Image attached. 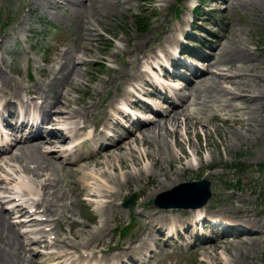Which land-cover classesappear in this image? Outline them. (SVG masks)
Instances as JSON below:
<instances>
[{
    "label": "rangeland",
    "instance_id": "obj_1",
    "mask_svg": "<svg viewBox=\"0 0 264 264\" xmlns=\"http://www.w3.org/2000/svg\"><path fill=\"white\" fill-rule=\"evenodd\" d=\"M88 2L89 0H0V37H4L6 30L8 31L19 24V36L24 37L28 47L30 46L27 53L23 52L18 45L13 50H9L13 47L14 38L12 36L5 37V43L2 44L4 56H2L3 61L0 63V67L8 68L12 75L4 72L15 80H21L25 85L33 86L41 79H44L45 82L50 81L52 74L48 70L49 68L52 71H58L63 66L57 74L61 79L58 80V83H53L50 94L58 96L60 89H64L68 96L75 98V102H70V107L76 109L84 103H90L91 100L100 102L103 100L106 104L107 99L115 92L116 83L110 81L104 87V92H97L98 86L103 84V79H107L109 75L113 74L115 67L123 66V73L128 72L130 69L129 59L135 55L134 51L141 49L138 48L139 44L147 51H153L164 45L165 37L169 34L167 30L173 25L178 26L176 24L178 22L183 24V21L188 19L186 10L192 8L194 0H111L112 6L109 9L103 10L100 15L93 16L90 14L94 7L88 6ZM102 2L99 1L98 4ZM219 2L220 0L212 1L204 9V14H201L202 12L197 13L198 25H202V23L204 25L207 23L206 21H210L208 24L210 32H203L202 34L212 38L213 42L206 44L207 46H203L197 41L190 42L197 44L198 49L208 53L211 47L224 40L223 36L229 35L236 29V36L245 41L250 49L248 54L253 59L244 62L239 61L235 67H231V70L239 69L242 74L238 80L253 90L258 82L254 80L252 73L264 69V37L260 33L264 31V0H248L246 5H228L223 10ZM225 5H227L226 2ZM28 8L29 11H27ZM209 8L214 10L210 13L207 11ZM22 11H24V15ZM178 12L180 14L175 16ZM136 14L149 16L150 19L145 31L139 28L135 19ZM20 16L24 17V22L18 19ZM8 20L9 26L3 29L4 23ZM12 21H16V24L13 25L12 23L11 25ZM21 22H23L22 25H20ZM90 22L95 30L89 38L84 39L82 36L85 31L83 27L91 25ZM14 32L17 33L16 30ZM133 46L137 48L133 49ZM118 47L128 48V50L119 53ZM64 49L67 50L64 51ZM76 55L82 56L84 62L78 63V59L75 58ZM75 69L82 72L81 80H85V85L78 84L72 87L71 83L68 85L64 83V80L68 78L66 73ZM211 69L214 70L215 67ZM97 97L99 98L97 99ZM58 98L64 100V97L58 96ZM236 102L241 105L240 109H218L215 115L207 121V127L197 124L189 129L192 141L199 145L200 153L195 157L191 154L192 146L189 149L187 143L183 146V150L178 147L175 148V152L181 155V159L176 161L173 160L168 163L164 161L161 153H157L158 160L155 165H153L152 157L148 159L145 155H141L138 157L135 166L121 167L122 169L118 168L115 171L108 168L109 176L119 175L120 178L124 176V179H129V176H126L127 173L140 166H146L148 174L130 180L120 193H116L117 207L112 209L115 216L112 217L110 211L107 212L109 229L105 230L103 236L89 243V245L96 244L97 248L109 253L112 250L115 251L116 247L122 245L123 242L132 241L138 236L139 227L142 224L139 219L141 218L140 210L143 207H157L152 203L157 193L172 188L180 182L201 178H207L210 181L212 196L205 206L209 207L212 213L241 220L256 216L263 221L262 227H264V95L257 100H236ZM99 104L97 102L96 110ZM209 113L210 110H205L203 115L208 117ZM240 116L249 118L253 130H245L244 122L240 120L226 119L228 117L239 118ZM205 128H208L209 136L204 135ZM233 128L237 130L238 136L232 131ZM184 130L183 125L181 131ZM224 133L230 135L229 143L224 141ZM180 138L183 139L182 134ZM172 140L173 138L169 137V141ZM141 150L151 151V148L145 144L141 146V149L138 148V152ZM138 152L136 153L137 156L141 154ZM12 153H18V151H12ZM10 154H6L5 159H9ZM58 154L51 153L57 167L50 176L55 178L54 182L68 193L69 197L65 201L72 203L74 200V202L68 203L69 212L66 211L64 215L57 213L51 216V222L55 221L53 223L55 231L53 235L60 237L61 240L71 241L74 245H84L87 243V238L91 232L100 224L102 216L100 211L96 209L94 202L88 201L86 203L84 201L89 190L81 189L82 182L79 180L81 175L73 170L79 165H83L82 162L85 160L89 161L87 168L98 169V167L94 166L90 159H84L75 165H63L56 158ZM10 162L11 169H17L16 162L13 160ZM201 162L204 165L200 167ZM208 162L211 164L208 165ZM20 163L23 164L22 169H24L25 163L29 164L30 168H35L36 165L29 158L22 159ZM189 164L193 167L181 177L180 182L160 189L153 196H149L152 190L158 188L161 173L167 169H179ZM0 167L3 170L7 169L4 160H0ZM26 170L31 172L29 169ZM40 170L50 172L42 167ZM31 173L27 174L33 177L36 182L45 177ZM189 173L192 175L188 176ZM204 173H209V175L204 176ZM223 182H231L234 187H226ZM133 194V204L124 208L121 205L122 202ZM240 199L242 200L240 201ZM59 202H62L61 198ZM239 205L243 206V210L242 206ZM238 206L240 210L235 209ZM176 209L180 210V208ZM44 216L46 215H39L40 218H44ZM11 219L8 217L10 224L8 225L17 232L21 228L10 222ZM70 220L75 222L69 223ZM43 224L45 225L47 222ZM74 232L79 233L76 238L72 235ZM223 239L220 238V240ZM159 242L162 243V240ZM216 243L221 244L223 249L226 247L224 254L226 257L230 253H234L228 241ZM221 247L217 249L222 251ZM161 248H159L160 255H157V264H200L201 249L195 252L188 250L180 254H172L168 249ZM6 250L16 253L12 243H8ZM212 253L214 252H207L206 254L212 255ZM164 255H166L165 258H169V262L162 257ZM28 256H30L29 253L20 249V255L17 256V259L20 264H47L50 261L47 255H34V257L31 256L32 260H29ZM239 260L241 264H264V234L259 241L258 248L248 251L242 249Z\"/></svg>",
    "mask_w": 264,
    "mask_h": 264
},
{
    "label": "bare ground",
    "instance_id": "obj_2",
    "mask_svg": "<svg viewBox=\"0 0 264 264\" xmlns=\"http://www.w3.org/2000/svg\"><path fill=\"white\" fill-rule=\"evenodd\" d=\"M99 1L103 2L98 4ZM247 3L248 0H229L228 4L236 6L237 4L246 5ZM88 6L94 7L91 10L90 16L100 15L103 10H107L112 6V2L111 0H89ZM90 24L91 25H86V27H83V29L85 30L82 33L84 39L89 38V36L92 35L95 30L91 22ZM235 31L236 29H234L229 35L226 34V36H223L224 40L218 42L214 47L211 48L209 54L203 58L202 63L204 64V68L201 71L199 70L200 73L197 74L195 81L193 82L191 81V79L185 81L184 85L182 86V91H184V93H176V100L179 102L178 105L172 104L170 109H168V111L166 112L156 111L155 115H149L150 119L136 126L135 129L130 133L116 132L114 134V137L116 138L115 141L109 140L108 143L103 146V148L96 149L94 155L77 157L80 152V143H76V145L68 149V151L74 152L71 155L75 157L72 158L70 162H67L70 163L67 165H72L74 162L89 158L90 160H92L94 166L98 167V169L87 168L89 167V161L85 160L83 162V165H79L77 168H74L73 171L81 175L79 178L80 182H82L81 189L89 190L87 195L90 196V198H100L99 201H101V203L99 204L98 201L96 209L100 208L102 219L98 227L91 232V234L87 238V243H85L84 245H74L73 243H71V241H61L58 237H56L51 242V244H59L61 245L62 249L51 254L52 258L50 264H61L63 258H65L63 264H107L110 262L119 261L123 257H129L134 253V251H138V256L135 258L140 260L142 264H156V262L153 261L155 251L153 252L152 250L154 240L153 230L165 224H167V226H169L171 230H176L177 227L175 226V221H179L182 215L175 209L143 207L139 215L142 217V219L145 218V221L142 222V226L139 229L138 236L135 237L132 241L123 242L122 245H118L115 249L117 251L113 252L109 257L105 256L101 259L94 258V255L98 251L97 245H89V243L98 240L100 236H103L104 231L109 229V218L107 217V212L110 211L111 216H115L112 209L114 207H117L116 193H120L123 187L127 185L130 180L136 177L139 178V176L141 175L148 174V168L146 166H140L136 170H132L127 173L126 176H129V179H124V176H122V178L118 177L119 175L109 176L107 173V169L110 168L115 171L118 168L122 169L121 167L135 166L138 157H140L141 155H145L146 157H148V159L149 157H152L153 165H155L157 164L158 160L157 153H161L164 161L168 163L173 160L176 161L181 159V155L175 152V148L178 147L179 149L183 150V146L187 143L189 144V149L192 146L191 154L194 156L198 155L200 153L199 145L196 142L192 141V138L189 135L190 128L195 127L197 124L207 127V121L215 115V112L218 109H240L241 105L237 103L236 100H257L260 96L264 95V69L259 70V72L252 73L254 80L258 82L253 90H250L246 86V84L241 83L238 80L242 74L240 73L239 69L234 68L233 70H231V67H235V64L237 62H244L253 59L252 56L248 54L250 49L247 47V44L242 38L236 36ZM172 41L173 38H167V46H171ZM136 48L137 47L133 46V49ZM138 48L141 49L134 51L135 56L129 61V64H131L134 69L138 68L139 62H144L145 59L148 58V54L145 53V48L141 44L138 45ZM127 50L128 48L126 49L123 47H118V52H126ZM162 51L164 52L166 57L170 56L169 49H167L165 45L163 46ZM77 59L78 63L82 61L84 62L82 56L77 55ZM212 67H215V69H211ZM62 68L63 66L60 68L58 73ZM48 70L53 73L51 68H49ZM116 70L117 68H115L114 73L111 75V78L113 80L116 79V76H122L121 78L129 77V73L124 74L122 69H118L117 71ZM42 72L44 71L42 70ZM145 74L147 73L143 72L133 75L132 77L137 82L143 83L145 85L147 78L145 77ZM66 75H68V78L64 80V83L66 85L71 83L72 87H75L78 84H86L85 80H81V77L83 76L82 72L77 71L76 69L70 73L67 72ZM53 79H55V83H58L59 79H56V76ZM103 80H105V82L107 83L106 79ZM0 83L2 84L1 90H17V95L15 97L17 98V103L19 105H24V102L28 101V98L24 99V94H30L31 96L40 97L42 99V108L40 111L44 115H46V118H48L49 116L51 117L52 115L56 116L59 123H67L68 120L86 115L88 112H90V108L94 107L96 104V101H90V103H84V105L77 109L70 107V102H75V98L70 95L68 96L67 91H64V89L62 88L60 89L58 96L64 97V100H61V98H58V96L56 95V99H54L52 102H47L46 99L48 97L43 96V94L44 92H46L45 87L50 89L52 83H50L49 81L45 82L44 79L43 81H41V83L35 84L33 86H27L21 80L11 82L9 77L1 69ZM103 87L104 85L100 84L96 91L101 93ZM122 88L125 89L126 86L123 84ZM123 91L126 94L121 97V100L126 104H129L131 92L127 90ZM56 96H53L51 99ZM112 101L115 102L116 100L113 99ZM131 103L134 104L133 101ZM14 104L15 102L12 103V105ZM205 110H210V115H208V117L203 115V112ZM116 111L119 112V110ZM17 112V115H20L23 112V109L20 111L17 109ZM26 112L23 113L24 116L26 115ZM226 119L240 120L244 122L245 130H253L248 117H228ZM53 124V122H48L45 124L46 127L50 128L45 134V138L50 141H46L43 143H48L53 146H59L60 140L52 139V136H56L55 130L52 127ZM69 125L70 124H68L67 126ZM93 125L94 127L92 132L85 133L86 135L84 136V133L82 131L85 130L89 125L87 123H84L83 125L74 124L73 126L66 128L67 131L62 139L67 138V136H84V138L82 139V142L84 143L87 139H90L92 135L93 136L91 139L93 140L101 138L102 136L100 134L95 133V122L93 123ZM183 125L185 127V130L182 132L181 128L183 127ZM14 126L15 125H13V127ZM131 128H134V126H132ZM10 130H12V128H10ZM232 131L238 136V132L235 128H233ZM203 133L205 136L210 135L208 128H205ZM181 134L183 135V139L180 138ZM34 137L37 138V136ZM169 137H172L173 140L169 141ZM73 139H70V141H72ZM13 140L15 141V139ZM224 141L229 143L230 135L224 133ZM43 143L40 144L38 141L32 143H24L18 147V153L10 154L9 159H5L6 156H2V153H0L1 160H4V162L13 160L16 162L15 166H17V169H11L10 163L7 162V166L9 167V169L7 167V170H3L0 167V179L1 172H4L6 176L10 175L12 176V178H16L18 182H16L15 186H20L25 192L28 188L24 186V183L22 181H19V177L18 175H16L17 172L23 173L24 171H27L26 169H29L37 176L44 175L45 177L39 180L41 182L40 189L42 190L40 197L35 200L34 198L29 197L32 199V206L37 205L36 208H38L39 205H43L42 211L47 215H53L58 212H69L70 210H68V203H71V201H65L69 197L68 193L66 191H63L62 188L56 182H54L55 178H51L50 176V174H53V170H55V168L57 167L56 162L51 157L52 150L43 149ZM145 144L147 145V147L151 148V151L141 150V152H138V148L141 149V146ZM12 148L13 146L11 147V149ZM64 151H66V149ZM137 152L141 154L137 156ZM27 158L36 163V165L34 166L35 168H30V166H28L29 164L25 163V170L22 169L23 164L20 162L22 161V159ZM207 164L210 165L211 162H208ZM203 165L204 163L201 162L200 167ZM41 167L46 168V170H49L50 172L40 170ZM192 167L193 166L189 164L188 166L180 167L179 169H167L165 172L161 173L160 175L162 176L159 179L158 188L152 190L149 193V196H153L160 189L180 182L181 177L185 175L186 172ZM191 175L192 173L188 174V176ZM207 175H209V173H204V176ZM4 191H8L7 186H4ZM5 197L8 201L11 200L10 198H12V196H10V193L8 195H5ZM60 198L62 199L63 203L59 202ZM101 198L105 199L102 201ZM21 200H26V198H21ZM241 200L242 199H240V201ZM140 205H142L141 202ZM22 206L23 205L21 202L14 203L10 206V209L13 212H19L22 211ZM239 206L235 209L240 210ZM188 210L190 212L192 211L194 215H198L199 213L204 212L206 208L205 206H201ZM9 212L10 210L6 211V213L0 212V264H20L17 256L20 255V249H22V251L26 250L27 245L25 246L24 241H22L18 233L12 230L9 226L10 224L8 223L9 220L7 217ZM36 213L38 212H35V214ZM235 220H237L235 221V223L238 225H245L249 229L250 227L256 228L253 232L251 230H248L246 232L240 231L236 235L238 239H232L231 241H228L231 248L234 250V253H230L228 257L224 255L226 247H224L223 249L221 247V244L216 243L219 241L218 238L217 240L209 239L203 241L201 243L200 252L202 253V258L200 264H241V261L239 260V254L241 253L242 249L248 251L250 249L255 250L256 248H258L259 241L261 240V237L263 235L262 232H264V227H262L263 221L261 219H258L256 216H250L245 220ZM180 221L186 224L188 223V218ZM182 226L185 227L184 224H182ZM27 227L28 230L26 232L30 234H34L35 232L40 231L39 229L35 230L33 228V225L30 224H28ZM259 228L261 229L259 230ZM50 233H55V231L51 230L48 232V234ZM72 235L74 238H76L79 233L74 232ZM40 239L41 238H38L36 240ZM36 240H32L31 244L33 242H37ZM8 243L13 244V248L16 250L17 255L15 252L6 250ZM243 243L244 245H242ZM218 247H221V249L223 250L219 251L217 249ZM87 248L90 249L91 257H89L88 255L83 256L82 249ZM148 250L149 252L146 253ZM77 252L78 254H76ZM207 252L214 253H212V255H208L206 254ZM217 254L220 255L218 256ZM119 264L123 263L120 262ZM128 264L133 263L128 262Z\"/></svg>",
    "mask_w": 264,
    "mask_h": 264
},
{
    "label": "water",
    "instance_id": "obj_3",
    "mask_svg": "<svg viewBox=\"0 0 264 264\" xmlns=\"http://www.w3.org/2000/svg\"><path fill=\"white\" fill-rule=\"evenodd\" d=\"M201 192V196L197 200H186L181 198H174V196H178L180 194ZM211 195L209 190V183L206 180L195 181V182H187L183 185L172 188L171 190L164 191L156 196L154 203L160 206L169 207V206H180V207H188V206H201L203 205L207 198ZM173 197V198H171ZM179 197V196H178ZM171 198V199H168Z\"/></svg>",
    "mask_w": 264,
    "mask_h": 264
},
{
    "label": "trees",
    "instance_id": "obj_4",
    "mask_svg": "<svg viewBox=\"0 0 264 264\" xmlns=\"http://www.w3.org/2000/svg\"><path fill=\"white\" fill-rule=\"evenodd\" d=\"M261 36H263V37H264V31H262V32H261Z\"/></svg>",
    "mask_w": 264,
    "mask_h": 264
}]
</instances>
